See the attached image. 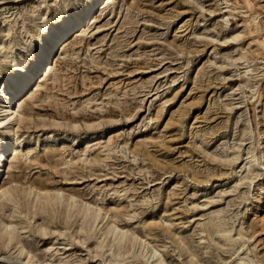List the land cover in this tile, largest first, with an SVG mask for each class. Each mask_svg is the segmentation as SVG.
<instances>
[{"label":"rangeland","instance_id":"374dc122","mask_svg":"<svg viewBox=\"0 0 264 264\" xmlns=\"http://www.w3.org/2000/svg\"><path fill=\"white\" fill-rule=\"evenodd\" d=\"M86 1L0 0L5 84L35 13ZM55 52L21 94L0 264H155L115 226L167 264H264V0H106Z\"/></svg>","mask_w":264,"mask_h":264},{"label":"bare ground","instance_id":"6f19581e","mask_svg":"<svg viewBox=\"0 0 264 264\" xmlns=\"http://www.w3.org/2000/svg\"><path fill=\"white\" fill-rule=\"evenodd\" d=\"M106 2V0H87L83 8L79 11H70L67 7L65 12L60 14L54 24L51 26L44 27L47 25L48 12L37 11L35 14L37 16V23L35 27L37 30L42 32V40L37 41L30 37V34L22 29V37L26 42L25 46L20 48L19 55H25L29 52V49L33 48L34 56L25 65L15 63L14 75L9 77V87L7 90H1V95L4 98V104L0 106V130L4 131L5 137H0V189L2 188V172L6 160L12 153L13 140L12 137L15 133L14 123L17 117L20 116V107L22 105L21 94L27 89L33 78L37 75H42L52 68V58L56 54L55 49L65 42L68 36L79 26L83 24L84 21L89 19L94 10L101 3ZM23 22H21V26ZM9 29V27L4 24L0 28V46L2 45L1 34ZM3 46V45H2ZM7 61H12L14 59V54H10V50L7 52ZM37 190V195L42 192L40 188H35ZM2 195H9L8 189L1 190ZM36 193V192H35ZM44 199L48 200L46 193L42 194ZM264 200V186L254 195L253 205L255 208H260ZM88 208H86V211ZM97 216L94 213L89 212V219H96ZM109 229L108 232L114 233V241H132L141 251L143 255H147L145 260L149 263L155 264H167L163 255L160 251L152 244H150L146 239L135 235L132 239L126 236L124 231L120 228L113 227ZM11 238V235H9ZM253 235H249V238ZM244 244V243H243ZM243 253V252H242ZM150 258V259H149ZM243 259V258H241ZM253 262L252 259H250Z\"/></svg>","mask_w":264,"mask_h":264},{"label":"snow or ice","instance_id":"6c2138e0","mask_svg":"<svg viewBox=\"0 0 264 264\" xmlns=\"http://www.w3.org/2000/svg\"><path fill=\"white\" fill-rule=\"evenodd\" d=\"M0 86H3L5 90L10 86L9 84H5L3 78H0Z\"/></svg>","mask_w":264,"mask_h":264}]
</instances>
